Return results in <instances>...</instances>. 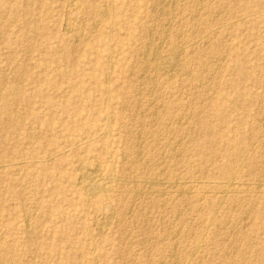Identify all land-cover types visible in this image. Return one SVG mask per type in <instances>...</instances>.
Returning a JSON list of instances; mask_svg holds the SVG:
<instances>
[{
	"label": "rangeland",
	"instance_id": "1",
	"mask_svg": "<svg viewBox=\"0 0 264 264\" xmlns=\"http://www.w3.org/2000/svg\"><path fill=\"white\" fill-rule=\"evenodd\" d=\"M156 1L0 0V264H264V0ZM146 42L181 51L156 88ZM87 156L112 174L92 200L75 186ZM156 176L152 195L122 186ZM231 176L254 184L224 193Z\"/></svg>",
	"mask_w": 264,
	"mask_h": 264
},
{
	"label": "bare ground",
	"instance_id": "2",
	"mask_svg": "<svg viewBox=\"0 0 264 264\" xmlns=\"http://www.w3.org/2000/svg\"><path fill=\"white\" fill-rule=\"evenodd\" d=\"M86 1V0H85ZM88 1V0H87ZM93 1H95V0H93ZM164 1V0H163ZM170 2H172L171 0H169ZM174 1H176V0H174ZM162 2V0H157L155 3H156V6H159V4ZM165 2V1H164ZM167 2V1H166ZM165 2V3H166ZM177 2V1H176ZM192 2V1H191ZM190 2V3H191ZM198 2V1H197ZM203 2V1H202ZM47 3V2H46ZM74 3H76V5H78L77 4V2L75 1ZM112 3V2H111ZM182 3V2H181ZM11 4V3H10ZM164 4V3H163ZM170 4V3H169ZM172 4V3H171ZM103 5V4H102ZM112 5H113V3H112ZM161 5V4H160ZM168 5V3H166V6ZM182 5V4H181ZM213 5V4H212ZM164 5H162V7H163ZM173 6H174V3H173ZM177 6V5H176ZM75 7V6H74ZM81 7V6H80ZM90 7H92V9H91V14L92 15H98L99 13H101L100 11H103V13L105 12L106 13V15H110L111 16V13H110V10L109 9H107V8H103L102 10L101 9H98L97 7H95V6H90ZM101 7H103V6H101ZM161 7V8H162ZM165 7V6H164ZM171 7V6H170ZM112 8H113V6H112ZM157 8V7H156ZM176 8V7H175ZM78 9V8H77ZM153 9V8H152ZM155 9V8H154ZM171 9H172V7H171ZM189 9V8H188ZM198 9V8H197ZM201 9H202V7H201ZM218 9V8H217ZM156 10V9H155ZM161 10V9H160ZM163 10V9H162ZM166 10V9H165ZM180 10V9H179ZM173 11H175V10H173ZM173 11H171L172 13H173ZM215 11V10H214ZM218 11V10H217ZM113 12V11H112ZM155 12V11H154ZM161 12H164V11H161ZM177 13H179L178 11H176ZM189 12H190V10H189ZM198 12V11H197ZM4 13V12H3ZM6 13V12H5ZM169 13V12H168ZM208 13V12H207ZM164 14V13H163ZM162 14V15H163ZM174 14V13H173ZM172 14V15H173ZM182 14V13H181ZM105 15V16H106ZM161 15V14H160ZM161 15V16H162ZM193 15V14H192ZM205 15V14H204ZM5 16V15H4ZM3 16V17H4ZM99 16H101L100 14H99ZM113 16V15H112ZM167 16H170L169 14L167 15ZM175 16V15H174ZM197 16H198V13H197ZM85 17V16H84ZM83 17V18H84ZM96 17V16H95ZM152 17V16H151ZM153 17H154V15H153ZM156 17V16H155ZM166 17V16H165ZM180 17V16H179ZM210 17V16H209ZM34 18V17H33ZM99 18V17H98ZM104 18V17H103ZM164 18V17H163ZM169 18V17H168ZM172 18H173V16H172ZM176 18H178V16L176 15ZM185 18V17H184ZM183 18V19H184ZM4 19H5V17H4ZM68 19V18H67ZM70 19V18H69ZM90 19H91V17H90ZM89 19V20H90ZM153 19V18H152ZM155 19V18H154ZM162 19V18H161ZM173 19H175V17L173 18ZM172 19V20H173ZM243 19V18H242ZM241 19V20H242ZM245 19V18H244ZM100 20V19H99ZM179 20V19H178ZM180 20H182V19H180ZM220 20V19H219ZM1 21V20H0ZM149 21V20H148ZM215 21V20H214ZM69 22V21H68ZM71 22V21H70ZM155 22V21H154ZM170 22V21H169ZM168 22V23H169ZM196 22V21H195ZM204 22V21H203ZM235 22V21H234ZM2 23V22H1ZM0 23V24H1ZM166 23H167V21H166ZM172 23H174V21L172 22ZM185 23H186V21H185ZM11 24V23H10ZM70 24V23H69ZM97 24H99V23H97ZM155 24V23H154ZM164 24V23H163ZM162 24V25H163ZM178 24V23H177ZM195 24V23H194ZM67 25V24H66ZM71 25V24H70ZM69 25V26H70ZM96 25V24H95ZM25 26V25H24ZM94 26V25H93ZM98 26V25H97ZM96 26V27H97ZM154 26V25H153ZM152 26V27H153ZM164 26H166V25H164ZM171 25H169V27H170ZM184 26V25H183ZM6 27V26H5ZM71 27V26H70ZM156 27V26H155ZM154 27V28H155ZM160 27V26H159ZM178 27V26H177ZM180 27V26H179ZM190 27V26H189ZM194 27V26H193ZM208 27V26H207ZM221 27V26H220ZM233 27V26H232ZM181 28V27H180ZM198 28V27H197ZM4 29V28H3ZM64 29V28H63ZM68 29V28H67ZM73 29V28H72ZM75 29V28H74ZM77 29V28H76ZM82 29V28H81ZM85 29V28H84ZM165 29V28H164ZM216 30H217V28H215ZM10 30H12V29H10ZM70 30V29H69ZM68 30V31H69ZM79 30V29H78ZM113 30V29H112ZM111 30V31H112ZM153 30V29H152ZM166 30V29H165ZM168 30V29H167ZM181 30H182V28H181ZM185 30V29H184ZM215 30V31H216ZM74 31H76V30H74ZM96 31V30H95ZM148 31V30H147ZM154 31H155V29H154ZM170 31V30H169ZM171 31H172V29H171ZM170 31V32H171ZM178 31V30H177ZM213 31V30H212ZM4 32H5V30H4ZM59 32H60V30H59ZM70 32H71V30H70ZM78 32V31H77ZM113 32V31H112ZM150 32V31H149ZM161 32H162V29H161ZM161 32H160V36H161ZM164 32V31H163ZM168 32V31H167ZM166 32V33H167ZM170 32H168V34L170 33ZM174 32V31H173ZM182 32V31H181ZM210 32V31H209ZM218 32V31H217ZM7 33V32H6ZM11 33V32H10ZM72 33V32H71ZM95 33V32H94ZM148 33V32H147ZM153 33V32H152ZM30 34V33H29ZM93 34V33H92ZM176 34V33H175ZM181 34V33H180ZM179 34V36L181 37L182 35H180ZM207 34V33H206ZM205 34V35H206ZM25 35V34H24ZM28 35V34H27ZM26 35V36H27ZM77 35V34H76ZM75 35V36H76ZM215 35V34H214ZM6 36V35H5ZM35 36V35H34ZM155 36V35H154ZM165 36H167V35H165ZM169 36V35H168ZM178 36V35H177ZM225 36H226V33H225ZM81 37H82V35H81ZM151 37H153V36H151ZM184 37V36H183ZM215 37V36H214ZM176 38V37H175ZM208 38V37H207ZM27 39V38H26ZM86 39V38H85ZM149 39H150V37H149ZM157 39H161V37L160 38H157ZM157 39H156V41H157ZM164 39H166V38H164ZM164 39H163V41H164ZM178 39V38H177ZM211 39V38H210ZM215 39V38H214ZM32 40V39H31ZM112 40V39H111ZM111 40H110V42H111ZM167 40H168V38H167ZM170 40V39H169ZM208 40V39H207ZM225 40V39H224ZM78 39H77V44H78ZM163 41H160V42H163ZM174 41V40H173ZM177 41V40H176ZM148 42V41H147ZM146 42V43H147ZM154 42V41H153ZM159 42V43H160ZM169 42V41H168ZM81 43H82V41H81ZM80 43V44H81ZM164 43V42H163ZM197 43V42H196ZM131 45H134V43H130ZM154 44V43H153ZM161 44V43H160ZM159 44V45H160ZM167 44V43H166ZM176 44L177 43H175V47H176ZM182 44V43H181ZM74 45H76V44H74ZM163 45L164 44H161V46H162V48H163ZM191 45V44H190ZM194 45V44H193ZM61 46V45H60ZM71 46V45H70ZM160 46V47H161ZM219 46V45H218ZM217 46V47H218ZM26 47V46H25ZM67 47V46H66ZM142 47V46H141ZM160 47H158V46H153V45H151L150 43H147V44H145V48H144V50H143V53H142V57H141V59H140V65H142V67L143 68H145V69H149V73H148V75H147V77L145 78L146 79V83H148L149 84V86H155V84L157 83V81H156V76L158 77V75H160V76H169V75H173L172 73L173 72H179L178 70H181V69H183V68H181V66H180V64H179V62H178V58H179V56H180V54H181V51L180 50H178V47H177V49H173V50H171L168 54H166V56H168L169 54V56L167 57V59H165V57L163 56L164 54H162L161 53V51H160ZM167 47V46H166ZM182 48H183V46H181ZM187 47V46H186ZM216 47V46H215ZM111 48V47H110ZM27 49V48H26ZM179 49H181V48H179ZM217 49V48H216ZM76 50V49H75ZM164 50V49H163ZM224 50V49H223ZM78 51V50H77ZM182 51L184 52V50L182 49ZM215 51V50H214ZM226 51V50H225ZM183 52H182V54H183ZM191 54H192V52H191ZM29 55V54H28ZM76 55V54H75ZM74 55V56H75ZM203 55V54H202ZM219 55V54H218ZM222 56V55H221ZM28 57V56H27ZM202 57V56H201ZM226 57V56H225ZM224 57V58H225ZM111 58V57H110ZM1 59V58H0ZM221 60V59H220ZM194 62V61H193ZM207 62V61H206ZM214 62V61H213ZM218 63V62H217ZM183 64V63H182ZM199 64V63H198ZM206 64V63H205ZM208 64V63H207ZM213 64V63H212ZM188 65V64H187ZM185 66V65H184ZM110 67H112V64H111V66ZM190 67H191V65H190ZM113 68V67H112ZM111 68V69H112ZM136 68V67H135ZM188 68V67H187ZM206 68V67H205ZM110 69V68H109ZM108 69V70H109ZM190 69V68H189ZM192 69V68H191ZM200 69H201V67H200ZM202 69H204L203 67H202ZM219 69V68H218ZM25 71H27V70H25ZM145 71H147V70H145ZM188 71H190V70H188ZM187 71V72H188ZM79 72V71H78ZM110 72V71H109ZM186 72V73H187ZM131 73V72H130ZM133 74V73H132ZM144 74V73H143ZM178 74V73H177ZM205 74V73H204ZM209 74V73H208ZM208 74H206V75H208ZM200 75H202V74H200ZM214 75V74H213ZM50 76V75H49ZM108 76V75H107ZM193 76V75H192ZM202 77V76H201ZM140 78V77H139ZM193 78H195L194 76H193ZM200 78V77H199ZM109 79V78H108ZM108 79H106L107 81H108ZM160 79H162L161 77H160ZM159 79V80H160ZM169 80L171 79L170 77L168 78ZM208 80V79H207ZM143 81V80H142ZM171 81V80H170ZM192 81V80H191ZM132 82V81H131ZM199 82V81H198ZM106 83V82H105ZM151 84V85H150ZM199 84V83H198ZM205 84V83H204ZM13 85V84H12ZM108 86H109V82H108ZM135 86V85H134ZM182 86V85H181ZM201 86V85H200ZM197 87V86H196ZM15 88V87H14ZM145 88V87H144ZM143 88V89H144ZM155 88H156V86H155ZM158 88V87H157ZM209 88V87H208ZM152 89V88H151ZM154 89V88H153ZM210 89V88H209ZM212 89V88H211ZM170 90V89H169ZM213 90V89H212ZM200 91V90H199ZM245 91H247V89L245 90ZM1 92V91H0ZM202 92V91H201ZM205 92V91H204ZM144 93V92H143ZM196 94V93H195ZM208 94V93H207ZM217 94H218V92H217ZM12 95V94H11ZM160 96V95H159ZM195 96V95H194ZM15 97V96H14ZM170 97V96H169ZM156 98V97H155ZM203 98V97H202ZM171 99V98H170ZM22 100V99H21ZM104 100L107 102V103H110V101H112V96H110L108 93L107 94H105L104 95ZM163 100V99H162ZM201 100V99H200ZM9 101V100H8ZM89 101V100H88ZM140 101V100H139ZM155 101V100H154ZM146 102V101H145ZM168 102V101H167ZM187 102V101H186ZM204 102H205V100H204ZM19 103H21V102H19ZM139 103V102H138ZM193 103V102H192ZM22 104V103H21ZM20 104V105H21ZM130 104V103H129ZM149 104V103H148ZM187 104V103H186ZM200 104V103H199ZM11 105V104H10ZM138 105H140V103L138 104ZM137 105V106H138ZM125 106H127V105H125ZM133 106V105H132ZM136 106V107H137ZM158 106V105H157ZM185 107V106H184ZM189 107V106H188ZM175 108V107H174ZM5 109V108H4ZM15 109V108H14ZM102 109V108H101ZM16 110V109H15ZM97 110V109H96ZM137 110V109H136ZM147 110V109H146ZM150 110V109H149ZM186 110H187V108H186ZM24 111H25V109H24ZM102 111H103V109H102ZM164 111V110H163ZM197 111V110H196ZM245 111V110H244ZM16 112V111H15ZM137 112V111H136ZM155 112V111H154ZM191 112V111H190ZM4 113V112H3ZM171 113V112H170ZM174 113H176V112H174ZM189 113V112H188ZM249 113V112H248ZM139 114V113H138ZM143 114V113H142ZM20 115V114H19ZM85 115V114H84ZM176 115V114H175ZM21 116H22V114H21ZM142 116V115H141ZM171 116V115H170ZM177 116V115H176ZM175 116V118H177ZM178 116H180V115H178ZM190 116V115H189ZM109 117V116H108ZM136 117V116H135ZM159 117V116H158ZM253 117V116H252ZM47 118V117H46ZM109 119V118H108ZM135 119V118H134ZM182 119V118H181ZM155 120V119H154ZM171 120V119H170ZM263 120H264V118H263ZM187 121V120H186ZM168 122V121H167ZM111 123V122H110ZM169 123V122H168ZM260 123V122H259ZM14 124V123H13ZM20 124V123H19ZM171 124V123H170ZM174 124V123H173ZM186 124V123H185ZM264 124V123H263ZM180 125V124H179ZM184 125V124H183ZM147 126V125H146ZM165 126H167V125H165ZM170 126V125H169ZM179 127V126H178ZM264 127V126H263ZM142 128V127H141ZM160 128V127H159ZM167 128H168V126H167ZM177 128V127H176ZM180 128V127H179ZM185 128V127H184ZM145 129V128H144ZM193 129V128H192ZM142 130H143V128H142ZM176 130V129H175ZM7 131V130H6ZM8 131H10V130H8ZM141 131V130H140ZM173 131H174V128H173ZM177 131V130H176ZM263 131V130H262ZM110 132H111V130H110V127H109V125H104L103 127H102V133H103V135L105 136V137H107L108 135H109V137H110ZM139 132V131H138ZM137 132V134H139ZM161 133V132H160ZM174 133V132H173ZM173 133H172V135H173ZM262 133V132H261ZM260 133V135H259V137L262 135ZM158 134V133H157ZM164 134V133H163ZM175 134V133H174ZM101 136V135H100ZM140 136V135H139ZM158 136V135H157ZM179 137H180V135H178ZM177 136V137H178ZM264 136V135H263ZM4 137V136H3ZM87 137V136H86ZM85 136H81V138L79 139V141L77 142L78 143V145L79 146H82L83 145V147H84V145H86L87 144V141H88V137L86 138ZM209 137H212V134H209ZM259 137L257 138V140L259 139ZM97 138V137H96ZM95 138V139H96ZM131 138V137H130ZM138 138V137H137ZM188 138V137H187ZM189 138H191L190 136H189ZM200 138V137H199ZM202 138V137H201ZM109 139V138H108ZM136 139V138H135ZM157 139V138H156ZM164 139V138H163ZM177 139H179V138H177ZM183 139V138H182ZM261 139V138H260ZM132 140V139H131ZM148 140V139H147ZM160 140V139H159ZM174 140V139H173ZM172 140V141H173ZM184 140V139H183ZM196 140H197V138H196ZM199 140V139H198ZM144 141V140H143ZM142 141V142H143ZM180 142H181V139L179 140ZM140 142V141H139ZM145 142V141H144ZM175 142H177V141H175ZM132 143H133V141H132ZM160 143V142H159ZM166 143V142H165ZM174 143V142H173ZM109 144H110V142H109ZM135 144V143H134ZM136 144H137V142H136ZM140 144H141V142H140ZM164 144V143H163ZM187 144V143H186ZM145 145V146H144ZM143 146H144V148L145 147H147L146 146V144H144ZM155 145H156V143H155ZM178 145V144H177ZM177 145L176 146H174V147H177ZM132 146V145H131ZM158 146V145H157ZM167 146V145H166ZM173 146V145H172ZM252 146V145H251ZM250 146V147H251ZM141 147V146H140ZM153 147V146H152ZM165 147V146H164ZM170 147V146H169ZM173 147V148H174ZM166 148V147H165ZM129 149V148H128ZM139 149V148H138ZM141 149H142V147H141ZM167 149V148H166ZM182 149V148H181ZM191 149H192V147H191ZM143 150H146V148L145 149H143ZM252 150V149H251ZM69 151V150H68ZM140 151L141 150H139V153H140ZM163 151V150H162ZM180 151H182V150H180ZM67 152V151H66ZM65 152V153H66ZM171 152V151H170ZM2 153V152H1ZM0 153V154H1ZM128 155H129V157H131V156H134V154H135V152L133 153V149L132 150H129L128 152ZM138 153V154H139ZM142 153V152H141ZM140 153V154H141ZM163 153H164V151H163ZM167 153V152H166ZM174 154V153H173ZM1 155H3V154H1ZM162 155V154H161ZM168 155H170V153H168L167 154V156ZM172 155V154H171ZM180 155H182V154H180ZM56 157V156H55ZM80 157V156H79ZM83 157V156H82ZM111 157V156H110ZM110 157H108L109 159H110ZM136 157V156H135ZM138 157V156H137ZM161 157V156H160ZM171 157V156H170ZM176 157V156H175ZM179 157H181V156H179ZM53 158V157H52ZM87 158H89V156H87L86 157V159L84 160V161H80V163H79V166H78V172H77V176H76V178H75V186L80 190V193H81V195H82V197L84 198V199H86V200H92V199H94V198H96V197H98L99 195H101V194H104L105 192H107L108 190H110L111 188H112V185H111V182H112V174H111V177L109 176V175H106V174H104L103 172H102V169H101V166L99 165V163L94 159V160H91L90 159V161H87ZM140 158H144V157H140ZM157 158V157H156ZM262 158V157H261ZM93 159V158H92ZM125 159V158H124ZM139 159V158H138ZM159 159H161V158H159ZM164 159H165V157H164ZM163 159V160H164ZM167 159H169L168 157H167ZM142 160V159H141ZM173 160V162L175 161L174 159H172ZM263 160V159H262ZM30 161V160H29ZM136 161V160H135ZM161 160H159V162H160ZM167 161V160H166ZM183 161V160H182ZM140 162H142V161H140ZM145 162V160L142 162V163H144ZM149 162V161H148ZM147 162V163H148ZM165 162V161H164ZM168 162H170V161H168ZM167 162V163H168ZM243 162V161H242ZM242 162H240V163H242ZM28 163V162H27ZM110 163H111V160H110ZM131 162H129V164H130ZM134 163V162H133ZM136 163V162H135ZM156 163V162H155ZM154 163V165H156ZM193 163V162H192ZM201 163V162H200ZM264 163V162H263ZM138 164H139V162H138ZM145 164V163H144ZM143 164V165H144ZM151 164V163H150ZM163 164V163H162ZM169 164V163H168ZM190 164V163H189ZM11 166L12 165V163H8V164H4V163H2V164H0V169H3L5 166ZM143 165H141L142 167H143ZM191 165V164H190ZM140 166V167H141ZM147 166V165H146ZM150 166V165H149ZM148 166V167H149ZM174 166V165H173ZM239 166V165H238ZM77 167V166H76ZM145 167V166H144ZM159 167V166H158ZM160 167H161V164H160ZM240 167L241 166H239V168H236V172L238 171V170H240ZM259 167V166H258ZM113 168V167H112ZM123 168V167H122ZM146 168V167H145ZM164 168H165V166H164ZM167 168V167H166ZM190 168V167H189ZM263 168V167H262ZM114 169V168H113ZM128 169V168H127ZM195 169V168H194ZM258 169V168H257ZM144 170V169H143ZM129 171V170H128ZM155 171V170H154ZM173 171V170H172ZM193 171V170H192ZM114 172V171H113ZM148 172V171H147ZM151 172V171H150ZM224 172H225V170H224ZM132 173V172H131ZM143 173H144V171H143ZM156 173V172H155ZM162 173V172H161ZM178 173V172H177ZM196 173V172H195ZM130 174V173H129ZM141 174V173H140ZM144 174H148L149 175V173H144ZM151 174H153V173H151ZM174 174V173H173ZM235 174V173H234ZM233 174V175H234ZM115 175V174H114ZM178 175V174H177ZM188 175V174H187ZM159 176V175H158ZM158 176H156V179L154 180V179H152V180H148V179H141V180H137V179H133V178H131V177H126V179H122V186H125V185H128V186H133V188L135 189V192L134 193H136V195L138 196V195H148V194H151V191H154V190H156L157 188H163V186H165V180L163 181V180H161L160 178V180L159 179H157V177ZM167 176V175H166ZM181 176V175H180ZM113 177H115V176H113ZM144 177H146V176H143L142 178H144ZM168 177V176H167ZM170 177V176H169ZM173 177V176H172ZM176 177V176H175ZM249 177V176H248ZM150 178V177H149ZM155 178V177H154ZM163 178H165V177H163ZM183 178V177H182ZM205 178V177H204ZM180 178H178V180H179ZM167 180V179H166ZM177 180V179H176ZM224 180V181H223ZM222 181H219V182H217V183H215L217 186H219L220 188L222 187V189H223V192L224 193H227L228 194V191H232V190H234L235 192H237V193H240V192H243V190H247V189H249V188H251V186L254 184L253 182H251V181H245V180H242L241 178H238V177H236V176H231V177H229V178H226V179H223ZM114 181V180H113ZM119 181V180H118ZM190 182H191V180H190ZM212 183V182H211ZM214 183V182H213ZM262 183H264L263 181H262ZM262 183H260V184H262ZM170 184V183H169ZM172 184H173V182H172ZM207 184V183H206ZM259 183H257V187L259 186V189H260V185ZM177 185H179L180 186V188H186L188 185H189V181H182V182H178L177 183ZM170 185H168V187H169ZM176 187V186H175ZM166 189V188H165ZM168 189V188H167ZM173 189H174V187H173ZM258 189V190H259ZM201 190V189H200ZM163 191V190H162ZM161 191V192H162ZM182 191V190H181ZM192 191V190H191ZM248 191V190H247ZM120 192V191H119ZM155 192V191H154ZM164 192V191H163ZM166 192V191H165ZM177 192H179V191H177ZM184 192V191H183ZM183 192H182V194H183ZM188 191H186V193H187ZM188 193H190V192H188ZM192 193V192H191ZM163 194V196H164V193H162ZM180 195H181V193H179ZM226 194V195H227ZM152 195V194H151ZM179 195V196H180ZM190 195V194H189ZM225 195V196H226ZM145 196V197H146ZM158 196V195H157ZM161 196V195H160ZM159 196V197H160ZM169 196V195H168ZM224 196V197H225ZM136 197V196H135ZM134 197V198H135ZM151 197V196H150ZM201 197V196H200ZM224 197L221 199L222 200V203H223V201L225 200L224 199ZM149 198V197H148ZM170 198V197H169ZM226 198V197H225ZM234 198H236V197H234ZM237 198H239V197H237ZM131 199V198H130ZM154 199V198H153ZM192 199V198H191ZM201 199V198H200ZM134 200V199H133ZM141 200H142V198H141ZM195 200V199H194ZM236 200V199H235ZM131 201V200H130ZM164 201V200H163ZM163 201H162V203H163ZM177 201V200H176ZM149 202V201H148ZM154 202V201H153ZM192 202V201H191ZM110 203V202H109ZM143 204V203H142ZM141 204V205H142ZM148 204V203H147ZM155 204V203H154ZM157 204V203H156ZM189 204V203H188ZM134 205V204H133ZM139 205V204H138ZM219 205V204H218ZM221 205V204H220ZM159 206V205H158ZM160 206H161V204H160ZM181 206V205H180ZM257 206V205H256ZM152 207H153V205H152ZM235 207V206H234ZM94 208V207H93ZM150 208V207H149ZM219 208V207H218ZM113 209V208H112ZM167 209V208H166ZM165 209V210H166ZM178 209V208H177ZM87 210H89V209H87ZM115 210V209H114ZM139 210V209H138ZM143 211V210H142ZM148 211H151V208L148 210ZM172 211V210H171ZM138 213V212H137ZM215 213H216V211H215ZM31 214V213H30ZM133 214V213H132ZM249 214V213H248ZM114 215V214H113ZM109 216V215H108ZM134 216V215H133ZM125 217V216H124ZM136 217V216H135ZM151 217H152V215H151ZM181 217V216H180ZM214 217V216H213ZM112 218V217H111ZM246 218V217H245ZM137 219V218H136ZM183 219V218H182ZM211 219V218H210ZM121 220V219H120ZM126 220V219H125ZM142 220V219H141ZM212 220V219H211ZM87 221V220H86ZM122 221V220H121ZM139 221V220H138ZM146 221V220H145ZM210 221V220H209ZM230 222V221H229ZM229 222H227V223H229ZM28 223V222H27ZM211 223V222H210ZM209 223V224H210ZM147 224V223H146ZM152 224V223H151ZM203 224V223H202ZM248 225V224H247ZM109 226V225H108ZM103 227V226H102ZM128 227V226H127ZM208 228V227H207ZM101 229V228H100ZM170 229V228H169ZM173 229V228H172ZM175 229V228H174ZM179 229V228H178ZM181 229V228H180ZM88 230H90V229H88ZM149 230V229H148ZM101 231V230H100ZM178 231V230H177ZM126 232V231H125ZM124 232V233H125ZM137 232V231H136ZM174 232V231H173ZM126 235V234H125ZM203 235V234H202ZM119 236V235H118ZM129 236V235H128ZM127 236V237H128ZM181 236H183V235H181ZM125 237V236H124ZM120 238V237H119ZM123 238V237H122ZM151 238V237H150ZM242 240V239H241ZM254 240V239H253ZM200 241V240H199ZM244 242V241H243ZM253 242V241H252ZM103 243V242H102ZM199 244L200 243H198V245L197 246H199ZM130 245V244H129ZM96 246V245H95ZM14 247V246H13ZM12 248V247H11ZM96 248V247H95ZM10 249V248H9ZM130 249V248H129ZM249 249V248H248ZM3 251V250H2ZM130 252V251H129ZM132 252V251H131ZM231 253V252H230ZM194 254V253H193ZM172 255V254H171ZM178 256V255H177ZM173 257V256H172ZM246 257H247V255H246ZM96 259V258H95ZM177 259V258H176ZM191 259V258H190ZM177 261V260H176ZM163 262V261H162ZM201 262V261H200ZM180 264H182V263H180ZM199 264H201V263H199ZM233 264V263H232Z\"/></svg>",
	"mask_w": 264,
	"mask_h": 264
}]
</instances>
